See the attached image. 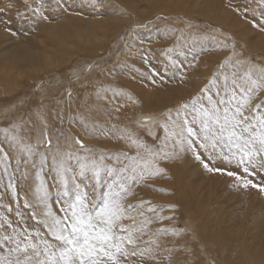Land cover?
Segmentation results:
<instances>
[{
    "label": "bare ground",
    "instance_id": "obj_1",
    "mask_svg": "<svg viewBox=\"0 0 264 264\" xmlns=\"http://www.w3.org/2000/svg\"><path fill=\"white\" fill-rule=\"evenodd\" d=\"M0 1L2 2L0 8H3L7 0ZM44 1L53 5L52 7H48L49 9L51 7L53 12L50 9L52 13L50 14V11H47L45 15L48 17V20H46L48 23L43 19L33 16L31 10L28 9V5H32L42 11L43 6L40 5L39 2H42L40 0H36V2L33 3L29 2L27 4H25V2L22 4L21 1L18 2L17 0H14V2H18L23 12H28L25 16L21 17V13L20 15H17L18 11H15V8L13 9L14 11L10 13L9 8L7 7L8 10H6L5 13L0 14V21H9L5 30L3 29L4 23H0V38L2 39V41H0V72L3 75V79L0 78V97L5 101L0 104V113L4 112V110H9V105L10 107L12 105L13 108H17L18 101L23 100L26 107H22L24 116H22V120L19 121L20 125L18 127L28 131V128L33 125L36 115V118L41 122L39 126L37 125L38 128L41 126L40 129L43 130L40 132L41 135L46 136L49 134V141H47L50 142L51 146L48 148L49 151H46L48 155L47 158H50L54 162L53 166L46 167L40 172L32 171L31 180L28 183H26L25 179L21 176L20 169L17 170V175H19L18 178L14 177L12 182L8 183V179L3 172L9 167L11 162L10 158L14 160L17 166H19L21 157H24V151L22 148H16L14 155L12 156H10L11 152L9 154H4L5 159L0 161V203H2L7 197H9L10 200H13L12 198L15 199L19 195H23L24 200L21 198L22 204L27 201L32 205L31 208L34 209L36 217L41 216L44 209V204L40 202L42 198L41 192L43 190L40 181L43 186H45L44 189L48 191L51 196L49 200L47 199V203L49 205L54 204L53 193L51 191L53 184L49 180L50 176L56 178L61 172L64 175L70 174V181L68 184L71 193L70 196L74 198L76 193L75 186L79 185L82 192L87 193L88 202L91 203V201L96 200L98 196L102 195L104 191H107V183H110L113 179H119L121 176L134 175L131 173L130 167L127 173H122L120 172V169L125 166L117 169L109 165L108 161H112V163L128 161L129 166L133 163L130 159L132 155L128 158L124 155L126 151H129L126 148L121 147L120 151L117 149L109 150L111 147L117 148L121 142L116 140L117 142L113 141V143L110 144L108 140L104 138L102 131H108L106 128L110 123L107 121L109 124H106L105 128V123H101L100 116L96 118L94 117L95 119L92 118L93 115L92 117L85 116L87 115V113H85L87 105H93V103H95L94 101L98 102L97 96L100 97L102 95H107L106 90H110L109 87H111L109 83H120V85L113 83V86L117 87V89L114 90H116L117 95H119L118 99H124L127 97L132 99L136 97L137 99L143 100L144 104H146L144 106L146 110H152L145 111L147 113L142 112L136 114L132 119L137 125L136 127L145 129L146 132L152 136V139L154 138L155 140L158 138L156 137L157 135L155 131V128L159 123L158 120L163 122L165 119L164 121L166 123V116L170 114L167 111L173 110L175 106L180 108V106L185 103L189 104L188 110H191V101L196 98H201L204 103L207 100V96H212L214 100H218L219 97L216 96L218 88L221 90V95H223V87L219 85L223 75L229 74L230 77H232L231 73L235 72L239 76H242L243 72L248 67L247 63L243 64L244 71H241V66H236L235 64L236 60H242L241 54L237 49V55H233V50H231L232 52H228V54L225 53V56H223L221 62L223 63L224 70L219 73L217 63L214 64L215 61H212L213 54L215 53L214 51L217 49L216 46H214L216 48L215 50L212 47L214 53H212L211 48V51H209L210 53L204 55L202 58L196 59L190 57L188 59L190 61H185L186 63H184V66L174 63L170 66H166L164 69L163 63L160 61V54L154 53L155 49H153L154 51L147 50L146 52L131 54V51H134V48L136 47L133 48L128 46L126 52L122 51V61L117 65L115 63L120 59L119 50L117 49H120L121 43H118L116 40L117 37H113L112 35L126 24L127 10H130L131 8L135 13V9L138 6L136 1L140 3L142 0ZM157 1L159 2V0ZM223 1L224 0H219L218 2L224 3L223 5H218L214 0H182L175 1L174 3L170 2L168 4L167 2H160L159 5L157 2L151 7V9H149V11L162 12L165 16H167V14L173 15L181 13L184 17L183 22L187 21L185 18L188 15H196L204 18V20H207V18L215 20L228 27L231 35H233L235 39L238 38L237 41L239 42V45H242L245 51L249 52L252 48L253 50L255 48L258 52H264V34L260 33L258 29L252 26V22L259 23L260 20L264 19L261 15L264 13V5H261L259 0H234L236 4L233 0ZM180 3L184 4L181 6ZM46 6L47 5L44 7L46 8ZM74 6L80 7L71 11L74 15L67 14L66 11H64L67 8L70 12V9L74 8ZM64 7L66 8L64 9ZM240 8H242V10ZM245 8L248 9L247 13L244 11ZM147 9L148 8H145V12L140 11L138 6L140 12L137 11L138 15L135 14L136 17L139 19V17L149 12ZM237 9L241 10L242 14L237 12ZM58 14H60V16ZM55 15H58L59 17L57 18V21L53 19ZM166 18L167 17H165V19ZM52 19L54 21H52ZM167 19L169 20V23L165 21L163 23L166 25L165 27L160 26L157 30L152 29L153 37L156 39L155 43H158L155 45L157 48L159 45L168 44V48L171 49L170 46L175 43L174 39L177 33L174 30L176 34H172L171 37L173 29L170 28L173 26L171 24L173 22L171 21H173L174 18L173 16H170ZM194 22H198L197 19H192V22L188 23V25H191ZM180 25L181 29H185V26H187ZM6 28L11 31H6ZM126 28H129L131 31L129 34L134 33V30H131V26H127ZM2 29L4 30L3 32ZM36 30L38 32L35 34L36 36L32 35ZM216 30L219 29L216 27ZM184 32H179L180 39L182 40L189 36ZM13 33H15V35H13ZM221 33L224 34V32ZM140 34V31H138V35L134 34L136 35L135 37L133 35H130L131 37H129L135 42V40H137L136 37H139ZM191 35L192 34H190V36ZM43 37L44 40H41ZM211 37L213 39H211ZM188 38L190 39L192 37ZM217 38L219 39L220 37L210 35L208 41L212 45L213 42L217 43ZM126 39L127 37L124 38V41ZM194 44L197 45V42H194ZM239 45L237 47H239ZM222 49L225 51V48ZM90 54L93 55L90 56ZM73 55H76V58H74L75 56L72 57ZM216 56L219 57V55ZM87 57H90L92 61L89 65L83 63L86 62L85 60ZM75 59L79 60V64H76L77 66L73 65L75 61H77ZM139 61L141 63L140 69L142 68V71L148 74L147 76H149L150 73V75H153L154 79H156L155 82L156 85H158L156 91L144 90L139 86L140 84L137 81L144 79V76L140 77V74L138 75L131 70L132 66L135 65L134 63ZM62 66L63 68H61ZM91 66L96 67L97 70L105 68L106 70H103L102 77H104V79H109L108 81L106 80L108 85L105 84L107 86L105 92L103 93L104 87L102 86V91L100 89L99 92L96 93L98 94L96 97V94H93L95 91L86 95V86L90 85L92 82L93 84L94 82L96 83L97 77H93V79L89 81L90 83L88 82L89 84L86 83V85V79H83L87 73L90 72L88 68ZM178 66H180V68H178ZM232 67L234 68L232 69ZM72 68L75 69L72 70ZM186 68H190L189 73H184L183 70L186 71ZM236 68L237 70H235ZM65 70L68 71L64 72ZM39 72H46L48 74L52 73V75L59 73V76L56 78L54 77L55 79L48 82V84L52 87L65 85L66 88H69L68 86H73L71 88L73 91H69L71 89H68L67 91L64 89L62 92L64 97L62 96L63 94H60L58 97L56 96L55 98L48 99L49 95H45L43 90H40L42 88H37L35 90L36 92L32 95H35L36 97L42 92L43 100L42 102L38 100L33 102L32 98L28 96L32 100L28 99L23 93L25 87L29 85L31 86V84L27 85L23 80L26 78L28 79V82L34 81L36 83L35 85H39L41 80L37 79V73ZM105 75L108 77H105ZM129 77H133L134 80ZM210 81H214L215 83H210ZM42 83L46 84L47 82ZM167 83H171V85L169 86ZM181 87L186 88L179 90ZM202 89H207V91L202 92ZM136 91L138 94L134 95L133 93ZM110 93L113 96V90ZM103 96L101 98H103ZM109 99L108 101L110 102L112 99ZM114 103L118 104V102ZM163 103L165 106H162ZM1 105L8 106L2 108ZM105 105L104 107H107ZM112 106L116 107L114 104ZM91 108L93 107L91 106ZM155 108L158 110H153ZM108 109H106L107 113L109 111ZM116 109L115 112H118ZM121 110L122 111L119 115L124 117L123 113L125 112L127 114V110L126 108L124 109V106ZM16 111L17 110L11 115L16 114ZM261 111H264V109H261ZM107 113L105 112L104 115H108ZM110 115L111 114H109L108 117ZM161 115L163 118L159 119ZM126 116L129 117L128 114ZM115 117H113L114 120L112 121H115L119 116ZM20 118L21 117H19V119ZM104 118L107 120V117ZM127 119L128 118H124L120 123L118 121L117 126H115L116 124L114 125L113 122L112 126L115 127L111 126L109 129V131H114L115 134L118 135H116L117 138L119 137L118 139L125 137L123 131H129L128 126L125 123ZM58 120L61 122L62 120H65L67 122L66 125L69 126L68 131H70L68 135L65 136V134L62 133L63 131L59 132L60 129L54 125V123L57 122L59 124ZM27 122L29 125L25 127ZM39 122L37 123L39 124ZM116 122L117 121H115V123ZM139 122L143 123L145 126L143 127ZM48 127L55 128H50V130ZM45 129L49 130L48 133ZM26 131H20L22 136L24 135V138L20 137V142H22V140L29 141L27 134H25ZM55 131L57 133H55ZM95 132L99 134L100 137L94 134ZM93 135L97 138L95 139ZM164 135L165 133L163 132V136L161 135L162 137L158 138L157 143L152 146L161 147ZM90 136L94 139H90ZM130 136L134 137V135ZM112 137L113 135L110 138ZM5 138L6 137L0 131V139ZM101 138L103 139L100 140ZM77 141H82L84 146L80 147ZM109 144L112 146L109 147ZM137 150L140 151L141 149L137 148ZM167 150H171L170 145ZM106 151L111 152L107 153ZM55 153L57 154L56 156ZM66 154L73 160L78 159L80 164H86L90 167L96 158L99 159L97 162L98 165L101 163V166L104 165L105 167H101L100 184L102 182L105 183L103 191L99 185L97 190L89 196L87 190L92 189V185L95 183L91 168L88 167L84 170L83 174H81V170L78 167L73 166L71 162L64 163L65 160H63V162L61 161L63 155ZM0 155L3 157L2 152H0ZM178 161L181 169L176 167L174 160L165 161L164 166H161L163 164L159 162V166L165 169L163 173L151 175V170H148L143 178H140L139 175H137L141 186L139 185V182L135 185L129 184L130 194L126 195L122 201L126 207V215L134 217L137 225L144 220L151 221V223L144 229V235H142L137 242L140 249H151V252L146 253L143 258L132 257L131 259L135 260L136 264H199V262L191 258L190 255L188 256V259L180 258L181 254H185V247H192L191 238H194L198 244L203 246L202 250L204 251V258H207L209 264H264V256L258 257L261 256L260 251L258 252V247H260L259 249H262L261 251L264 253V194H261L255 189L254 194L251 193L252 190L235 189L232 187V179L226 175L219 173H211L212 175L208 174L209 172L205 171L202 166L194 160V157L190 152L182 154L181 157L178 158ZM216 166L230 167L232 170H238L230 165H225L220 161L216 162ZM140 167L143 168V165L141 164ZM48 172L51 174H47ZM191 176L193 177L191 178ZM3 181H6V187H9L8 190L5 189L6 187H1L3 186ZM11 184H13L16 189ZM25 184L26 189L24 190ZM82 185L87 189L82 188ZM147 190H151V192L148 194L146 193ZM174 194H178L179 197L176 195L171 196ZM163 196L168 197L163 198ZM18 202L15 201V205H19ZM129 205H131V207H128ZM226 206L232 207L231 209H228L227 213L224 212ZM60 209V207H56L57 215H62ZM150 209H154V211H150ZM182 210H184V213H182ZM141 212L143 215H140ZM240 215L244 216L242 223L239 219ZM246 217H249V224L244 226L243 223ZM44 219L47 220V216ZM120 223L131 225L133 221L130 219H124L120 221ZM27 224L29 223L26 221L25 226H27ZM179 225L182 227L178 228L180 227ZM31 228L32 231L37 230L34 226ZM253 228H255L257 232L252 236V233H248L252 231ZM43 231L46 238L51 236L46 227L43 228ZM179 241L182 243L181 245L177 244ZM175 249L179 250L175 252V256H172L169 259L166 258V255L171 250ZM230 251H235L238 254V258L235 261H233V259L229 260L228 254ZM149 256L154 258H149Z\"/></svg>",
    "mask_w": 264,
    "mask_h": 264
},
{
    "label": "snow or ice",
    "instance_id": "obj_2",
    "mask_svg": "<svg viewBox=\"0 0 264 264\" xmlns=\"http://www.w3.org/2000/svg\"><path fill=\"white\" fill-rule=\"evenodd\" d=\"M24 2L27 4L28 0ZM259 3L264 5V0ZM6 7L10 9L14 5L8 3ZM28 9L33 16L48 20L39 8L28 5ZM244 11L247 13L248 9ZM5 12V8H0V14ZM261 15L264 17V13ZM0 23L7 25L8 21ZM252 26L264 34V19L259 23L252 22ZM6 31L11 30L6 28ZM231 47L233 55H237L235 42ZM245 63L247 69L239 77L234 72L230 86L225 78L223 95L219 88L216 92L218 100L207 96L205 105L201 98H196L191 101L190 113L189 104L185 103L176 110L175 119L168 114L167 122L162 125L165 135L161 147L132 141L144 150V155L138 152L136 157L130 158L133 164L126 165L120 172L127 173L130 167L134 175L113 179L107 183V191L91 203L87 193L76 185L74 198L69 196L66 207L61 206L62 215L49 208L44 223L52 240L45 238L39 230L25 228L20 231L6 217L0 216L3 220L0 229L4 230V234H0V264H136L132 257L143 258L151 252V249H140L137 243L151 221L144 220L137 225L134 217L126 215L122 201L130 194L129 181H135L137 175L143 178L148 170L151 175L163 173L165 169L159 166L160 161L175 160L186 152H190L205 171L231 178L235 189H255L264 194V111H261L264 109V67L252 63L250 58L235 62L236 66ZM169 145L171 150H167ZM3 151L0 148V152ZM217 161L238 170L218 167ZM80 168L83 174L88 165L81 164ZM91 171L95 189L101 182V169L93 163ZM65 195H69L67 185ZM46 197L47 193L43 197L45 203ZM124 219L133 223H120ZM7 228L12 229L11 233Z\"/></svg>",
    "mask_w": 264,
    "mask_h": 264
},
{
    "label": "rangeland",
    "instance_id": "obj_3",
    "mask_svg": "<svg viewBox=\"0 0 264 264\" xmlns=\"http://www.w3.org/2000/svg\"><path fill=\"white\" fill-rule=\"evenodd\" d=\"M16 1V0H15ZM18 2L19 1H21L22 2V4H24V0H17ZM40 1H42V2H39L40 3V5H42L43 7H42V12H43V15L45 16L46 15V12L47 11H50V14L53 12V9L51 8L53 5H51V3H49V2H45L44 0H40ZM89 1V0H88ZM175 1H182V0H170V1H165V0H159V2L157 1V0H150V1H144V0H142V2L140 1V3L139 2H137L136 1V4L139 6V10L140 11H144L145 12V8H148L147 9V11H149V9H151V7H153L154 6V4H156L157 2V4L159 5V3L161 2V3H165V2H167V4L168 3H174ZM218 5H223L224 3H218L219 2V0H214ZM226 0H224L223 2H225ZM11 3V4H13L14 5V7H12V8H10L9 9V12L11 13L12 11H18L19 13H21V17L22 16H25V14H27L28 12H26V11H24L23 12V10H22V8L20 7V5L18 4V2H14V0L12 1V0H7L6 1V3H5V5H4V7L3 8H5L6 10H8L7 8H6V6H7V4L8 3ZM14 2V3H13ZM33 3V2H36V0H28V3ZM144 2V3H143ZM233 2L235 3V1L233 0ZM2 2L0 1V4H1ZM50 4V5H49ZM184 3H180V5L182 6ZM236 4V3H235ZM15 5H16V7H15ZM45 5H47L46 6V8L44 7ZM49 6H51L50 7V9L52 10V12H51V10L48 8ZM138 6H137V10L135 9V13L133 12V10L130 8V10L132 11H130V10H127L128 12H127V16H126V24L124 25V27L122 26L119 30H113V31H116L115 32V34H113L112 36L113 37H117L116 38V40H117V42L118 43H121V47H120V49H117V50H119V60H118V62H116L115 64H117V65H119L120 63H121V61H122V57H123V53H122V51L123 52H126L127 50V48H128V46L130 47H136V48H134L135 50L134 51H131V54L133 53H138V52H146L147 50L149 51V50H152V51H154L153 49H155V51H154V53H159L160 54V61L163 63V69L166 67V66H170L171 64H180L181 66L183 65H185L184 63H186L185 61H187V62H189L190 60H188L190 57H193V58H202L204 55H206V54H209L210 52L209 51H211V48L213 47L214 48V50L216 49L214 46H216L217 47V49L214 51L213 50V48H212V53H216V55H219V57H217L216 55H215V53L213 54L214 56H213V59H212V61L214 62V64H216L217 63V65H218V71H219V73H220V71H223L224 70V66H223V63L221 62L222 60H223V56H225V53L226 54H228V52H232L231 50H233L232 49V45H233V42H235V51L237 50V51H239L240 52V54H241V57H242V60H248L249 58L251 59V61H252V63H254V64H256V65H258V66H261V67H264V52H262V51H257V50H255V48H254V50H253V48H252V50L251 51H249V52H247V51H245V49H244V47L241 45H239V42L237 41V39H235L234 38V36L233 35H231V33L229 32V30H228V27L227 26H224L223 24H220V23H218V22H216L215 20H210L209 18H207V20H204V18H202V17H198V16H196V15H188V16H186V18H185V20H187L186 22L184 21L183 22V20H184V17L181 15V13L180 14H173V15H169V14H167V16H165L162 12H154V11H149V12H147L146 14H144V15H142L141 17H139V19L136 17V15L135 14H137V11L138 12H140L139 10H138ZM15 8V9H14ZM49 10H48V9ZM55 8V7H54ZM66 7H64V9H65ZM78 8H80V7H78V6H74V8H71L70 9V12L67 10V8L64 10V11H66V13L68 14H73V13H71V11L73 10V9H78ZM14 9V10H13ZM17 9V10H16ZM241 10H242V8H240ZM264 9V8H263ZM22 10V11H21ZM241 10H238L237 12H240L241 14H242V12H241ZM60 12V11H59ZM237 12H236V14H237ZM24 15H23V14ZM153 13V14H152ZM151 14V15H150ZM59 16H60V14H58ZM58 15H55L54 16V18L53 19H55L56 21H57V18H59L58 17ZM74 15V14H73ZM138 15V14H137ZM148 16V17H147ZM162 16V17H161ZM170 16H173V18H174V20L173 21H171V22H173V23H171L173 26L172 27H170V28H172L173 30V33H171V37H172V34H176V36H175V39L174 38H172V39H174V44L172 45V46H170L171 47V49H169L168 47V44H163V45H159L158 46V48L157 47H155V45H157L158 43H155L156 42V39L153 37L154 35H153V30L152 29H155V30H157L158 29V27H160V26H162V27H165L166 25L165 24H163L165 21L167 22V23H169V20L167 19L168 17H170ZM56 17V18H55ZM165 17H167L166 19H165ZM195 17V18H194ZM142 18V19H141ZM52 19V21H54ZM145 19V20H144ZM158 19V20H157ZM192 19H197V21L198 22H194V23H192L191 25H188V23H190V22H192ZM135 20H137V21H135ZM160 20V21H159ZM46 21V20H45ZM178 21V22H177ZM211 21V22H210ZM261 21V20H260ZM47 22V21H46ZM133 22V23H132ZM135 22V23H134ZM176 22V23H175ZM202 22V23H201ZM8 23H9V21H8ZM8 23H7V25H5V24H3L2 26H3V29L5 30V27L6 26H8ZM48 23V22H47ZM55 24H56V22H55ZM140 24V25H139ZM180 24H182V25H187V26H185L186 28L184 29V28H182L181 29V25ZM134 25V26H133ZM174 25H176V26H174ZM221 25V26H220ZM127 26H131L132 28H131V30H134V33H132V34H129L131 31L129 30V28H126ZM169 26V25H168ZM176 27V28H175ZM196 27V28H195ZM216 27L219 29V30H216ZM190 28H192V29H190ZM2 29V32L4 31ZM143 30H145V31H143ZM169 30H171V29H169ZM176 31V33H175V31ZM192 30V31H191ZM221 30V31H220ZM138 31H140V36L138 37H136V39L137 40H135V42H133L132 40H131V36L130 35H133L134 37L136 36V35H138ZM181 31V33L182 32H184L185 34H187V35H189L188 37H192V38H186V39H180V32ZM187 32V33H186ZM221 32H224V34L223 33H221ZM1 33V32H0ZM38 32H37V30L35 31V32H33L32 33V35H35V34H37ZM144 33V34H143ZM125 34V35H124ZM134 34H136V35H134ZM190 34H192L191 36H190ZM206 35H208V36H206ZM210 35H214V36H218V37H220L219 39L217 38V43L216 42H213V44L211 45L210 43H209V41H208V39H210ZM36 36V35H35ZM111 36V37H112ZM130 36V37H129ZM127 37V39L124 41V38H126ZM143 37V38H142ZM213 37V36H212ZM211 37V39H213V38H215V37H213L212 38ZM130 40H129V39ZM142 40H141V39ZM171 39V40H172ZM41 40H44V37L41 39ZM153 40V41H152ZM191 40H192V42H191ZM194 40V41H193ZM222 40V41H221ZM224 40V41H223ZM0 41H2V39L0 38ZM113 42V41H112ZM140 42V43H139ZM158 42V41H157ZM180 42H181V44L182 45H184V46H182L181 44H180ZM194 42H197V45H195L194 44ZM220 42V43H219ZM208 43V44H207ZM221 43H222V45H221ZM227 44L228 46L226 47L225 46V44ZM146 44V45H145ZM144 45V46H143ZM177 45V46H176ZM181 45V46H180ZM186 45V46H185ZM239 45V47H237ZM160 46H161V48H160ZM167 48H166V47ZM180 46V47H179ZM195 48H194V47ZM221 46H222V48H225L224 50L225 51H223V49L221 48ZM164 47V48H163ZM186 47H188V48H186ZM209 47H210V50H209ZM229 47V48H228ZM243 47V48H242ZM176 48V49H175ZM182 48V49H181ZM184 48V49H183ZM140 49V50H139ZM144 49V50H143ZM146 49V50H145ZM174 49V50H173ZM178 49V50H177ZM228 50V51H227ZM262 50V49H261ZM172 51V52H171ZM195 51V52H194ZM214 51V52H213ZM223 51V52H222ZM257 51V52H256ZM220 52V53H219ZM151 53V52H150ZM171 53V54H170ZM176 53V54H175ZM178 53V54H177ZM222 53V54H221ZM224 53V54H223ZM127 54V53H126ZM86 56H88L87 54H85ZM93 54H90V56H92ZM128 55V54H127ZM75 56V57H74ZM85 56V57H86ZM145 56V55H144ZM72 57H74V58H76V55H73ZM100 57H102V56H100ZM172 57V58H171ZM84 58V57H83ZM220 58V59H219ZM81 59H82V57H81ZM172 59V60H171ZM75 60H77V59H75ZM83 60V59H82ZM240 60V59H239ZM86 62H83V63H87V65H89L92 61H91V58L90 57H87L86 58V60H85ZM182 61H184V62H182ZM79 64V60H77V61H75V63L73 64L74 66H77L78 64ZM77 64V65H76ZM135 65H133L132 66V68H131V70L132 71H134L135 73H137L140 77H143L144 76V79H141L140 81H137L140 85V87H142L144 90H152V91H156V89L158 88V85H156V79H154V76L153 75H150V73H149V76H147L148 74L147 73H144L143 71H142V68L140 69V67H141V63H140V61L139 62H136V63H134ZM0 65H1V63H0ZM110 66V65H109ZM72 67V66H71ZM70 67V68H71ZM138 67V68H137ZM61 68H63V66L61 67ZM65 68V67H64ZM96 67H93V66H91L90 68H88L89 70H90V72L89 71H87V72H89V73H87V75L83 78V79H86V81H85V85H86V83H88L89 81H91L92 79H93V77L95 78V77H97L96 79H97V81H96V83L94 82V84H93V82L92 83H90V85H87L86 87H87V91H86V95H88V94H90V93H93L94 91V93L93 94H96V93H98L99 92V90L101 89V91H102V89H103V87H104V89H103V93L105 92V88L107 87L105 84H107L108 85V83H107V81L109 80V79H107V78H105L104 79V77H102L103 76V70L105 69V68H103V69H98L97 70V68L95 69ZM178 68H180V66H178ZM177 68V69H178ZM234 67H232V69H233ZM244 65H241V71H244ZM75 68H72V70H74ZM189 69L190 68H186V71L185 70H183L184 71V73H189L190 71H189ZM106 70V69H105ZM235 70H237V68L235 69ZM0 71H1V69H0ZM68 70H65L64 72H67ZM94 71V72H93ZM141 73H140V72ZM91 72H93V73H91ZM40 73V74H39ZM39 73H37L38 74V78L37 79H41L40 80V84L39 85H35L36 83L34 82V81H30V82H28V79H26V78H24V82L25 83H27V85H29V84H31V86L29 85V86H27V87H25V90H24V94H25V96L28 98V99H30V98H32L33 99V102H36L37 100L38 101H41L42 102V100H43V94H42V92L40 93V95L38 94L36 97H35V95H32V94H34V92H36L35 90L38 88V89H40V88H42V89H40L41 91L43 90V92L45 93V95L47 94V95H49L48 97V99H51V98H55L56 96L58 97L60 94H63L62 92L64 91V89L67 91L68 89H71L73 86H68L69 88H66V86L65 85H58L57 87H52L51 85H49L48 84V82H50L51 80H54L57 76H59V73L57 74H54V75H52V73H46V72H39ZM142 73H144V74H142ZM11 74V73H10ZM89 74V75H88ZM93 74V75H92ZM146 74V75H145ZM232 75V77H230V75L229 74H225V75H223V78L221 79V82H220V84L219 85H221L222 87H223V85H224V83H225V78L227 77V82H228V84H229V86H230V83H231V81H232V79H233V73H231ZM237 76H239L238 74H236ZM243 75V74H242ZM150 76H152V77H150ZM55 77V78H54ZM73 77V76H72ZM90 77H91V79H90ZM105 77H108V76H106L105 75ZM0 78L1 79H3V75H2V73L0 72ZM103 78V79H102ZM129 78H132L133 79V77H129ZM224 79V80H223ZM107 80V81H106ZM134 80V79H133ZM72 81H74V80H72ZM142 81V82H141ZM224 83H223V82ZM42 82H47L46 84H44V83H42ZM88 83V84H89ZM113 83H116V84H118V85H120V83L118 82H112V83H109V85L111 86V87H114L113 86ZM98 84V85H97ZM169 86L171 85V83H167ZM44 85H45V87H44ZM46 85H48V86H46ZM60 86V87H59ZM93 86H94V88H93ZM103 86V87H102ZM85 87V88H86ZM90 87H92V88H90ZM109 87V86H108ZM111 87H109L110 88V90H106V93H107V95H102L103 96V98H101L102 96H97L98 94H96L95 95V97L97 96L98 97V102L97 101H94L95 103H93V105H87V107H86V112L85 113H87V115H85L86 117H92V115H93V119H95L96 117H98V116H100V118H101V123L103 124V123H105V128H106V124H109V125H107V130L108 131H102V134H103V136H104V138H106V140H108V142L110 143V144H112L113 143V141H115V142H117L118 140L119 141H121L120 142V144H119V146L117 147V148H112L111 146L112 145H110L109 144V147H111V148H109V150H115V149H117L118 151H120V149H121V147H124V148H126L127 150H129V151H126L125 153H124V155L125 156H127V158L128 157H130L131 155H132V157H134V156H137V153L139 152L141 155H144V150H140V151H138L137 150V147H136V145H134L131 141H133V140H136V141H138V142H143V143H146L147 145H149V146H152V145H154V144H156L157 143V139L158 138H160V137H162L163 136V127H162V125L163 124H165V119L163 120V122L161 121V120H158V126L155 128V131H156V137H158V138H156L155 140H154V138L152 139V136L148 133V132H146V130L145 129H141V128H139V127H136L137 125L134 123V121H133V119L132 118H134L135 117V115L136 114H139V113H142V112H145V111H152V110H146L145 108H144V106L146 105V104H144V102H143V100L142 99H137L136 97L135 98H132V99H130L129 97H127V98H124V99H118L119 98V95H117V91L116 90H114V89H117V87H114V88H111ZM89 88V89H88ZM98 88V89H97ZM186 87H181V88H179V90H182V89H185ZM82 90V89H81ZM84 90H86V89H84ZM112 90H113V96L111 95V93L110 92H112ZM69 91H73L72 89L71 90H69ZM83 91V90H82ZM92 91V92H91ZM100 91V92H101ZM84 92V91H83ZM105 93V94H106ZM109 94V95H108ZM134 95H137L138 94V92L136 91V92H134L133 93ZM32 95V96H31ZM117 95V96H116ZM262 95H264V94H262ZM30 98H29V97ZM63 97H64V94L62 95ZM107 96H108V98H107ZM110 96V97H109ZM107 99H106V98ZM35 98H36V100H35ZM110 98V99H109ZM23 99V98H22ZM32 99H30V100H32ZM108 99L109 100H113L114 102H118V104L117 103H114L112 100V103H111V101L109 102L108 101ZM103 102H102V101ZM117 100V101H116ZM109 103H107V102ZM121 101V102H120ZM3 102H5L4 100H2L1 99V97H0V104H2ZM96 102H97V104H96ZM124 102V103H123ZM27 103H28V101H27ZM54 103H55V101H54ZM80 103V102H79ZM107 104V105H105V104ZM120 103V104H119ZM206 103H207V100H206V102H205V105H206ZM116 105V107L115 106H112V105ZM168 104V103H167ZM17 105H18V107L17 108H13L12 107V105H11V107H10V105L8 106V105H1L2 106V108H4V107H6V106H8L9 107V110H4V112H2V113H0V131L3 133V135L6 137L5 139H0V148H2L4 151L2 152V154H3V157L0 155V161L2 160V159H5V156H4V154H6V153H10L11 152V154H10V156H12V155H14V152H15V150H16V148H22V150L24 151L23 152V154H24V157H21V161H20V165L19 166H17L16 164H15V162H14V160L13 159H11L10 158V160H11V162H10V165H9V167L7 168V169H5L4 170V172H3V174H5V176L7 177V179H8V183H11L12 182V180H13V178L14 177H17L18 178V176L19 175H17V170H19L20 169V172H21V176L25 179V182L26 183H28V182H30V180H31V173H32V171H34V172H40V171H42V170H44L46 167H51V166H53V164H54V162L50 159V158H47V152L46 151H49V147L51 146L50 145V143L48 142L49 140H48V136H49V134H47L46 136H44V135H41V131H43L42 129H40V127L38 128V126L41 124V122H39V119H37L36 118V115H35V118H34V122H33V125L32 126H30V128H28V131H26L25 129H23V128H21V127H18L19 125H20V122L19 121H21L22 120V116H24L23 115V111H22V107H26L25 105H24V102H23V100L22 101H18V103H17ZM104 105L105 106H107V107H104ZM143 105V106H142ZM91 106L93 107V108H91ZM100 106H101V108H100ZM123 106H124V109L126 108V110H127V114H128V116L129 117H127L126 115V113L124 112L123 113V116L124 117H121L120 115H119V113L122 111L121 109L123 108ZM162 106H165V104L163 103V105ZM54 107H55V105H54ZM94 107H96V108H94ZM104 107V108H103ZM118 107V108H117ZM154 107H156V106H154ZM161 107V106H160ZM167 107V106H166ZM166 107H164V108H166ZM91 108V109H90ZM109 108V109H108ZM110 108H112V109H110ZM114 108V109H113ZM117 108V109H116ZM147 108V107H146ZM101 109H104V110H101ZM106 109H108L109 111H108V113H107V110ZM115 109L118 111V112H115ZM144 109V110H143ZM161 109H163V108H161ZM178 108L175 106L174 107V109L173 110H169V111H167V112H169L170 114H172V117L175 119V117H176V110H177ZM15 110H17L16 111V114H13V115H11ZM27 110V109H26ZM98 111V112H96V111ZM113 110H114V113H113ZM120 110V111H119ZM153 110H155V111H157L158 109L157 108H155V109H153ZM100 111V112H99ZM109 115V114H111L109 117H108V115H104L105 114V112ZM154 111V112H155ZM189 111V113L191 112V110H188ZM75 112V111H74ZM73 112V113H74ZM76 113V112H75ZM74 113V114H75ZM145 113H147V112H145ZM118 114V115H117ZM122 114V113H121ZM112 115H113V117H117V116H119L121 119L123 118H128L126 121H125V123L127 124V126H128V129H129V131H123V133H124V135H125V137H122V138H120V139H118L117 138V134H115V132L114 131H109V129L111 128V126H112V123L114 122V125L115 126H117L118 124V121H119V123L123 120H121L119 117L118 118H116V120L115 121H117L116 123H115V121H112V120H114V118L112 117ZM174 115V116H173ZM19 117H21L20 119H19ZM95 117V118H94ZM104 117H107V120H106V118H104ZM161 118H163V116L161 115L160 116V118L159 119H161ZM111 121H110V120ZM59 121V124H58V122L57 123H54V125L55 126H57L59 129H60V131L59 132H61V131H63L62 133H64L65 134V136L66 135H68V133L70 132V131H68L69 130V126L68 125H66L67 124V122L65 121V120H62V122L60 121V120H58ZM107 121L109 122V123H107ZM37 122H39V124L37 123ZM129 123V124H128ZM141 122H139V124H140ZM142 124V126L144 127L145 125L143 124V123H141ZM29 124H28V122L26 123V125H25V127H27ZM38 125V126H37ZM130 125V126H129ZM49 126V125H48ZM68 126V127H67ZM115 126H112V127H115ZM51 129L52 128H55V127H50ZM49 127H48V129H50ZM68 128V129H67ZM48 129H45L46 131H47V133H48ZM50 129V130H51ZM44 130V131H45ZM131 130V131H130ZM20 131H26L25 132V134H27V136H28V139H29V141H23L22 140V142H20V137H23L24 138V135L22 136V133L20 132ZM53 131V130H52ZM54 132V131H53ZM132 132V133H131ZM160 132V133H159ZM46 133V132H45ZM44 133V134H45ZM55 133H57L56 131H55ZM107 133V134H106ZM127 133H129V134H127ZM94 134H96L98 137H100L99 136V134H97L96 132L94 133ZM110 134H112L113 135V137L112 138H110L112 135H110ZM115 134V135H114ZM117 135V136H116ZM130 135H134V137L133 136H130ZM146 135V136H145ZM162 135V136H161ZM43 137V138H42ZM45 137V138H44ZM93 137L96 139L97 137H95V135H93ZM92 136H90V139H94ZM133 137V138H132ZM148 139H147V138ZM42 138V139H41ZM140 138V139H139ZM103 138H101L100 140H102ZM112 139V140H111ZM122 139V140H121ZM128 139V140H127ZM139 139V140H138ZM48 140V141H47ZM99 140V141H100ZM117 140V141H116ZM131 140V141H130ZM149 140H151V141H149ZM25 142V143H24ZM82 141H80V143H79V146L80 147H83L84 146V143L82 142ZM123 143H126V144H123ZM124 145V146H123ZM127 145V146H126ZM129 145V146H128ZM130 145H134V146H130ZM73 146V145H72ZM126 146V147H125ZM120 147V148H119ZM127 147H129V148H127ZM132 147V148H131ZM152 147H154V148H159V147H157V146H152ZM54 150V149H53ZM98 150V149H97ZM107 152V151H106ZM109 152H111V151H108L107 153H109ZM128 152V153H127ZM7 154V155H8ZM57 154L55 153V156H56ZM50 156V155H49ZM63 160H65V162L64 163H66V162H71L72 164H73V166H75V167H78L80 170H81V168H80V162H79V160L77 159V160H73L72 158H70L67 154L66 155H63V159L61 160L62 162H63ZM96 161V162H95ZM95 161H93V163H95V165L96 166H98L100 169H102V168H105L104 167V165H102L101 166V163H99V165H98V161H99V159H95ZM109 162V165H111V166H113V167H115V168H117V169H119V167H122V166H126V165H129V162L128 161H119L118 163L117 162H115V163H112V161H108ZM122 162V163H121ZM163 165H161V166H164V163H165V161H160ZM177 162V163H176ZM13 163V164H12ZM123 163H125V164H123ZM121 164H123V165H121ZM133 164V163H132ZM174 164L176 165V167L177 168H179V169H181L180 168V164H179V161H178V158L177 159H175L174 160ZM189 164V163H188ZM93 165V164H92ZM91 165V166H92ZM131 165V164H130ZM88 167H90V166H88ZM102 167V168H101ZM91 168V167H90ZM203 168V167H202ZM121 169H123V167L121 168ZM147 172V171H146ZM146 172L144 173V174H146ZM2 173V172H1ZM47 174H51L50 172H48ZM208 174H210V175H212V174H214V173H208ZM79 177H80V175H79ZM193 176H191V178H192ZM41 178H43V177H41ZM51 182H52V184H53V187H52V189H51V191H52V193H53V199H54V204H52V205H49L48 203H47V199L49 200L50 198H51V196H50V193L48 192V191H46L45 189H44V187L45 186H43V184H42V182L40 181V185L42 186V192H41V200H40V202L41 203H43L44 204V209H43V214L41 215V216H37L36 217V214H35V211H34V209L33 208H31V206L32 205H30L27 201H25L23 204H22V200H21V198L24 200V196L23 195H19L17 198H12L13 200H10V198L9 197H7V198H5V200H3V202L2 203H0V216H2V217H6L7 218V220L8 221H10L11 223H12V225H13V227H15V228H17L18 230H20V231H23L25 228H27L28 230H30V231H32V226H34L37 230H39L43 235H44V231H43V228H45V217L47 216L46 214H47V212H48V210H49V208H51V211L53 212V213H55L56 214V207H60L61 208V206L63 205V206H66L65 205V201H67L68 199H69V196H70V189H69V186H68V184H69V181H70V174H68V175H64L62 172L60 173V175L58 176V177H56V178H53V177H51L50 176V179H49ZM139 181H138V177L136 178V180L135 181H129V184H131V185H135V184H137ZM4 183V184H3ZM2 185L3 186H1L2 188L4 187H6V181H3L2 182ZM14 188H15V186L13 185V184H11ZM65 185H67V192L69 193V195H65ZM81 185V184H80ZM139 185H140V182H139ZM83 186V185H82ZM104 186H105V183L104 182H102L101 184H100V187H101V189H102V191H103V188H104ZM141 186V185H140ZM99 187V188H100ZM82 188H84V189H87L86 187H82ZM98 188V189H99ZM143 188V187H142ZM5 189H9V187L7 186ZM16 189V188H15ZM26 189V184H25V186H24V190ZM95 190H97V188H92V189H90V190H87V192L89 193L88 195L90 196V195H92L93 194V192L95 191ZM249 190H252V192L251 193H253L254 194V189H249ZM151 192V190H147L146 191V193H150ZM45 193H47V197H46V203H45V201H44V199H43V197H44V194ZM177 196V197H179V195L178 194H174V195H171V196ZM72 197V196H71ZM167 198L168 196H163V198ZM18 200H19V202H18ZM15 201H17L18 203H19V205H15ZM232 207L231 206H226V208L224 209V212L225 213H227L228 212V209H231ZM9 209H10V211H9ZM2 212V213H1ZM242 212V211H241ZM182 213H184V210H182ZM243 217L244 216H241L240 215V217H239V219H240V222L242 223V220H243ZM28 222L29 224H27V226H25V222ZM0 223H3V220L2 219H0ZM249 224V217H246L245 218V220H244V223H243V225L244 226H247ZM180 226V225H179ZM5 227H7V226H5ZM182 226H180V227H178V228H181ZM11 231H12V229L11 228H7V232L8 233H11ZM256 229L255 228H253V230L252 231H250L248 234H250V233H252V236L253 235H255L256 234ZM0 234H4V230L3 229H0ZM44 237H45V235H44ZM46 238V237H45ZM47 239H49V240H52L53 238H52V236H48L47 237ZM177 244L178 245H181L182 243L179 241V242H177ZM191 246L192 247H185V254H181V257L180 258H183V259H188V256L190 255L191 256V258H193L194 260H197L198 262H199V264H209L208 263V260H207V258H204V251L202 250V245L201 244H198L197 243V241L194 239V238H191ZM184 248V247H183ZM260 247H258V252L260 251V254H261V256H258V257H263L264 256V253L261 251L262 249H259ZM176 251H179V250H177V249H175V250H171L167 255H166V258H171L172 256H175V252ZM263 251H264V249H263ZM233 252V253H232ZM230 251L229 252V254H228V257H229V260H231V259H233V261H235L237 258H238V254L235 252V251ZM142 262H148V261H142ZM258 264H262V263H258Z\"/></svg>",
    "mask_w": 264,
    "mask_h": 264
}]
</instances>
